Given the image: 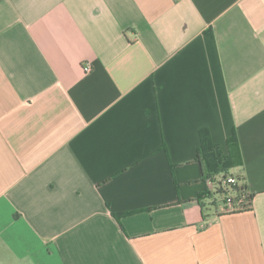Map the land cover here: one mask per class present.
<instances>
[{
  "label": "crops",
  "instance_id": "1",
  "mask_svg": "<svg viewBox=\"0 0 264 264\" xmlns=\"http://www.w3.org/2000/svg\"><path fill=\"white\" fill-rule=\"evenodd\" d=\"M0 264H264V0H0Z\"/></svg>",
  "mask_w": 264,
  "mask_h": 264
},
{
  "label": "trees",
  "instance_id": "2",
  "mask_svg": "<svg viewBox=\"0 0 264 264\" xmlns=\"http://www.w3.org/2000/svg\"><path fill=\"white\" fill-rule=\"evenodd\" d=\"M200 141L201 147L195 162L200 164L202 178L213 180L220 175L235 173L240 182L236 190L239 211L250 208L253 195L248 193V188L241 176L244 160L236 133L228 139L226 152L221 145L214 143L209 129H202L200 131ZM207 190L206 188V192ZM205 196L208 197L207 194ZM212 206H214V203H212Z\"/></svg>",
  "mask_w": 264,
  "mask_h": 264
},
{
  "label": "built area",
  "instance_id": "3",
  "mask_svg": "<svg viewBox=\"0 0 264 264\" xmlns=\"http://www.w3.org/2000/svg\"><path fill=\"white\" fill-rule=\"evenodd\" d=\"M84 71L90 73L92 71L91 66L89 64L84 65ZM206 183L208 191L214 197L212 203L221 207L224 214L239 211L236 190L240 182L235 173L220 175L213 180L206 179Z\"/></svg>",
  "mask_w": 264,
  "mask_h": 264
},
{
  "label": "rangeland",
  "instance_id": "4",
  "mask_svg": "<svg viewBox=\"0 0 264 264\" xmlns=\"http://www.w3.org/2000/svg\"><path fill=\"white\" fill-rule=\"evenodd\" d=\"M208 186H207V183H206V188H207ZM208 189V188H207ZM206 194L208 195V197L206 196V198L208 199V201H210V203L213 201V199H214V197H213V195L211 194V192H209L208 190H207V192H206Z\"/></svg>",
  "mask_w": 264,
  "mask_h": 264
}]
</instances>
